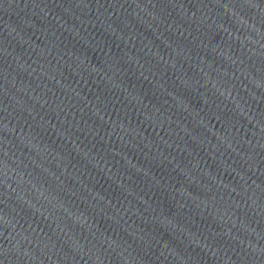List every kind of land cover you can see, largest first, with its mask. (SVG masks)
<instances>
[{
	"label": "water",
	"instance_id": "1",
	"mask_svg": "<svg viewBox=\"0 0 264 264\" xmlns=\"http://www.w3.org/2000/svg\"><path fill=\"white\" fill-rule=\"evenodd\" d=\"M196 102L264 264V0H163Z\"/></svg>",
	"mask_w": 264,
	"mask_h": 264
}]
</instances>
